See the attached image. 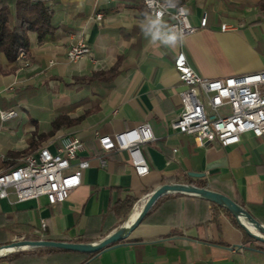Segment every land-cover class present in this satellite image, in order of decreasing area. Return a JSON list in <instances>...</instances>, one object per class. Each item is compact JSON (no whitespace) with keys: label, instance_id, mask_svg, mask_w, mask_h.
<instances>
[{"label":"crops","instance_id":"obj_1","mask_svg":"<svg viewBox=\"0 0 264 264\" xmlns=\"http://www.w3.org/2000/svg\"><path fill=\"white\" fill-rule=\"evenodd\" d=\"M32 1H43L54 10L55 31L42 39L37 33L30 34L25 65L9 63L4 55L0 58L7 72L0 74V106L16 109L5 105L15 100L20 107L16 109L19 116L0 136L1 155L6 157H0V172L20 164L23 157L17 154L25 146L19 149V145H25L27 133L36 129L33 117L40 120L39 110L34 113L28 106L43 108L44 102L29 104L27 98H17V93L29 86L35 90L49 87V104L59 110L58 116L83 117L79 124L58 130L48 140L57 139L60 144L67 135L81 138L86 151L80 157L90 156L91 165L84 171L81 185L61 204L49 205L45 198L16 204L0 200V229L6 231L4 237L9 242L40 240L45 222V240L86 238L96 243L120 224L124 209L117 210L119 203L138 199L131 218L139 214L155 189L174 183L200 187L208 182L205 188L227 195L264 226V137L246 133L239 144L228 148L217 143L202 146L171 128L181 110L178 93L184 88L173 67L178 52H184L191 67L209 79L264 70V8L260 0H179L193 25L198 26L206 14L208 26L184 37L175 48L152 44L143 36L139 27L141 0ZM99 14L102 20L97 21ZM223 23L236 29L223 32ZM79 37L90 55L74 64L68 61L67 51ZM117 63L119 75L110 83L75 82ZM143 123L150 125L155 138L143 148L150 172L137 176L127 153L106 156L102 166L94 132L118 133ZM17 136L20 139L15 141ZM259 248L264 249V244L250 242L224 208L200 196L173 193L161 197L127 239L84 264H264V251ZM18 264L75 261L58 255Z\"/></svg>","mask_w":264,"mask_h":264},{"label":"built area","instance_id":"obj_2","mask_svg":"<svg viewBox=\"0 0 264 264\" xmlns=\"http://www.w3.org/2000/svg\"><path fill=\"white\" fill-rule=\"evenodd\" d=\"M147 11V0H141ZM163 0H161V3ZM178 7H185L179 4ZM163 19L169 26L192 35L208 26L207 15L198 26L193 25L189 13L180 15L177 9L165 10ZM96 20H102L97 15ZM236 28L227 23L221 25L223 32ZM26 56V52H21ZM90 55L83 38L72 43L68 58L77 62ZM174 70L184 88L178 93L181 110L172 120L171 128L192 137L202 146L217 143L223 148L239 144L246 133L256 138L264 137V70L255 73L209 79L199 75L190 65L187 56L180 51L175 55ZM0 135L7 124L19 116L15 108L0 106ZM94 142L101 153L98 160L105 165L106 156L127 153L134 173L145 176L150 165L144 155V146L155 140L148 123L118 133L95 131ZM57 139L45 142L36 153L20 159V164L0 172V200L13 204L45 198L49 205L65 202L81 185L84 171L91 165V157H80L86 151V143L77 136L67 135L60 144ZM56 146V151L51 150ZM174 152H177L174 149ZM0 157H2L0 152ZM47 224L42 222L40 240H45ZM242 253L243 250L241 249Z\"/></svg>","mask_w":264,"mask_h":264},{"label":"trees","instance_id":"obj_3","mask_svg":"<svg viewBox=\"0 0 264 264\" xmlns=\"http://www.w3.org/2000/svg\"><path fill=\"white\" fill-rule=\"evenodd\" d=\"M179 4L181 3L179 2ZM260 6L264 8V0H260ZM142 11L143 13L147 11L144 5L142 7ZM53 17L54 10L43 1L0 0V58L2 55H4L8 62L13 63L17 60L20 52L29 51L31 33H37L39 38L41 39L49 34H52L55 31V27L53 25ZM119 68L120 64L117 63L108 70H99L93 73L92 76L76 78L75 82L85 84H90L93 82L110 83L114 81L119 75ZM82 119L83 117L70 118L66 114H60L51 122L50 132H48L47 134H41L39 137L34 134L36 136L33 135V138L30 140L29 149L24 151L23 153H18L17 156L24 157L25 155H27V153L32 152L34 149L40 146L41 143L46 139L53 136L58 130L70 128L76 124H79ZM10 157H13V155L11 154ZM12 165H16V163ZM207 184L208 182H204L199 186L205 187ZM137 202V198H127L117 205V210L124 209V213L122 214V220L120 224L112 228L110 232L115 230L116 228H120L125 223L131 213V210ZM224 210L232 216L230 212H228L226 209ZM233 219L235 223L240 228H242L235 217H233ZM110 232H108V234ZM5 233V230L0 229V248L11 244V242H9L6 237H4ZM108 234H103L102 239L105 238ZM245 236H247L250 242L256 241L252 237H250L246 231ZM46 240L61 241L60 239H55L52 237H48L46 238ZM71 242L91 243L86 238H81L79 240ZM259 250L264 251L263 248H259ZM58 255H64L68 256V258H72L75 261V264H84L97 254L75 252L56 248H34L29 250L16 251L2 256L0 257V263L9 262L10 264H18L20 262L30 260L32 261L43 257L54 258Z\"/></svg>","mask_w":264,"mask_h":264},{"label":"water","instance_id":"obj_4","mask_svg":"<svg viewBox=\"0 0 264 264\" xmlns=\"http://www.w3.org/2000/svg\"><path fill=\"white\" fill-rule=\"evenodd\" d=\"M192 175H201L203 174H192ZM198 176V177H199ZM173 193H180L186 195H196L200 196L211 203L216 204L228 212L232 214L233 217L239 222L242 228L247 232V234L256 240L259 243L264 244V226L261 225L251 214L250 212L237 202H235L230 197L210 190L209 188L205 187H198L194 185L188 184H164L159 186L155 189L147 198L146 204L143 207L139 217L134 221V223L130 227H126L125 223L115 230L112 233H109L105 238L96 242V243H77V242H64V241H49V240H20L12 242L11 244L1 247L0 251L3 249H17V251L21 250L22 247H28L29 249L34 248H56V249H63L75 252H82V253H90V254H100L104 250L108 249L109 247L118 244L119 242L127 239L129 235L144 221L147 214L156 204V202L163 196ZM242 218L248 220L252 224L255 225L256 229L258 230V234L251 232L245 224L242 222ZM129 219V218H128ZM128 221V220H127ZM5 256L0 254V257Z\"/></svg>","mask_w":264,"mask_h":264},{"label":"clouds","instance_id":"obj_5","mask_svg":"<svg viewBox=\"0 0 264 264\" xmlns=\"http://www.w3.org/2000/svg\"><path fill=\"white\" fill-rule=\"evenodd\" d=\"M149 11L144 12L142 23L139 25L143 36L152 44L175 48L184 42V32L169 26L163 19L165 10L177 9L180 15H185L187 9L178 7L179 0H147ZM3 114H0L2 116Z\"/></svg>","mask_w":264,"mask_h":264},{"label":"rangeland","instance_id":"obj_6","mask_svg":"<svg viewBox=\"0 0 264 264\" xmlns=\"http://www.w3.org/2000/svg\"><path fill=\"white\" fill-rule=\"evenodd\" d=\"M76 41H78V39L75 40L72 43H75ZM71 44L69 45V48H68V51H67V59H68L69 62L74 63V64L80 63L83 59H81V60H79L77 62H72L68 58V52H69V49H70ZM26 60H27V52H26V56L25 57H23L22 54H21V52H20L19 55H18V58H17V60L15 62H20V63H22V65H25L26 64ZM15 62H13V63H15ZM54 64H55V61L54 60H51L50 61V65H54ZM6 73L7 72L5 70H3L2 69V66H1L0 74H6ZM41 87H42L41 90H35V89H33L32 87L29 86V87H27L25 89V91H19V93H17L18 94V97L17 98H23V97H25V98L28 99L29 104H33V103L43 104V102L45 104L43 106V108L41 107V108H36V109L35 108H31L30 105L28 106V108L32 112H34V113H35V111L39 110V112H40L39 119L40 120H38L36 118V116L33 117V119H35L37 121V124H36L37 127H35L36 128L35 131H29L27 133V135L25 137V145H24V143L22 145H19V149L22 148L23 146H25L22 149H20V151H23V152H24V150L26 151V149H27V143H28L29 139H32L33 138L32 134L33 135L36 134L39 137L41 134H45V133L49 132V130L51 128V122L58 116L57 113H59V110H56V108L51 107L50 104H49L50 98H51L50 97L51 95H50L49 87L47 85L46 86L43 85ZM11 104H12V106L17 107L16 109H20V107L18 105V102H16L15 100L14 101H11L10 103L9 102H6L5 105H8L9 106ZM18 127L16 128L17 130L19 129ZM6 131L7 130L5 129L4 132L0 136H2L3 134H5ZM36 135H34V136H36ZM19 139H20V137L17 136V138L15 139V141H17ZM45 141L47 142L49 140L46 139ZM44 142H42L41 145H43ZM23 152H21V153H23ZM31 153L32 152H29V153H27V155L28 154H31ZM3 158H6V157L4 156V157H2V159ZM137 203L139 204L140 202H137ZM132 210H131V212H132Z\"/></svg>","mask_w":264,"mask_h":264},{"label":"bare ground","instance_id":"obj_7","mask_svg":"<svg viewBox=\"0 0 264 264\" xmlns=\"http://www.w3.org/2000/svg\"><path fill=\"white\" fill-rule=\"evenodd\" d=\"M146 201H147V200H146ZM145 204H146V202L144 203L143 207L145 206ZM143 207H142V209H143ZM142 209H141V211H142ZM141 211L139 212L138 215L135 214V215H133V216L130 218V216H131V214L133 213V211L131 212V214H130V216H129L130 219H129V220L127 219L128 221L126 220V227H127V228L130 227V226L134 223V221L139 217ZM241 220H242V222L245 224V226H246L251 232H253V233H255V234H258V230L256 229V227H255L254 224H252L251 222H249L248 220H246V219H244V218H242ZM22 250H29V248H28V247H22L21 250H19V251H22ZM16 251H17V249H13V248L3 249V250L0 251V254H2V255H7V253L10 254V253H13V252H16Z\"/></svg>","mask_w":264,"mask_h":264}]
</instances>
